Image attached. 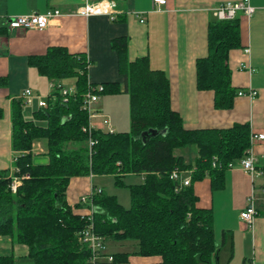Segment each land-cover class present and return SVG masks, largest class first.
Instances as JSON below:
<instances>
[{
    "label": "trees",
    "instance_id": "16d2710c",
    "mask_svg": "<svg viewBox=\"0 0 264 264\" xmlns=\"http://www.w3.org/2000/svg\"><path fill=\"white\" fill-rule=\"evenodd\" d=\"M113 1L117 6L125 0ZM111 48L122 85L89 83L85 54H71L62 46L28 56L29 67L50 81L53 89L47 106L34 110L29 120L23 116V101L11 102L15 155L12 172L0 171V236L26 247L33 264H88L90 251L78 233L90 221L77 212L80 204H68L66 191L72 178L111 176L115 187L128 191L129 207L103 190L94 193L90 197L93 230L106 243H136L133 253H113V264H126L132 256L158 258L149 264H211L222 248L231 255V232H223L218 247L212 211L198 206L193 185L208 177L212 189L220 187L228 163L242 159L249 148V125L186 129L171 106L164 72L151 69L147 57L129 61L126 37L114 38ZM240 48V18L208 24L207 54L195 62L196 88L213 94L217 110L231 109L238 96L227 59L231 50ZM69 81L74 91L63 96L60 90ZM5 85L6 79L0 77V87ZM98 85L103 88L99 96L128 95V132L83 131L88 127L83 96L96 93ZM2 114L0 109V118ZM40 121L45 125L36 124ZM40 140L46 143L44 164L35 163L30 153ZM177 149H194L196 155L186 162L174 154ZM173 169L193 170L190 185L176 191V183L169 179ZM129 175H144L143 182L125 183ZM15 178L20 184L13 191ZM0 264H14L13 255L0 256Z\"/></svg>",
    "mask_w": 264,
    "mask_h": 264
},
{
    "label": "crops",
    "instance_id": "0c3cea01",
    "mask_svg": "<svg viewBox=\"0 0 264 264\" xmlns=\"http://www.w3.org/2000/svg\"><path fill=\"white\" fill-rule=\"evenodd\" d=\"M103 1L0 0L1 28L7 19L34 11L44 14L58 9L61 12V16L54 18L44 30H0V77L6 79V85L0 87V109L3 112L0 118V171L11 173L13 169L12 100L17 99L25 89L43 97L52 91V83L29 67L28 56L43 54L49 47L62 46L71 54H85L90 62L87 68L89 83L122 85L117 55L111 48L112 40L118 37L127 38L129 61L147 57L151 69L164 72L169 80L171 106L179 113L186 129H224L246 123L250 134L264 135V0H249L255 11L249 19L239 17L242 48L231 50L227 59L232 86L244 92L253 90L256 95L254 98L237 96L229 110L215 109L213 94L197 90L195 62L207 54V26L216 20L213 10L223 3L237 0H166V5L159 9H156L153 0H125L120 5L117 3L113 15L81 16L77 13L87 4ZM246 49L248 53H245ZM242 64L249 66L251 71L241 69ZM119 94L99 98L95 106L96 116L91 120L93 130L123 132L122 123L105 117L106 107L116 106L117 101L126 103V100L129 104L128 95ZM32 106L37 109L36 102ZM252 152L259 168L264 171V141H256ZM30 153L35 163H46L45 141H36ZM96 178L100 177L70 180L66 200L71 207L81 196L88 195L91 189H98L99 186L94 183ZM127 178L139 179L142 183L144 175H129L124 180ZM193 189L198 197V206L212 211L214 238L218 247L223 232L232 234V254L222 248L215 252L210 263L264 264V176L251 179L239 169L226 170L218 189L211 188L208 177L196 182ZM251 196L256 215L252 229L248 230L240 221L239 214L247 207ZM83 211L77 210L78 213ZM21 246L13 244L8 237L0 236V256L13 255L15 259L14 251ZM22 249L17 257H26L27 248ZM107 251L116 253L110 252L108 247ZM157 261L158 258L132 256L126 264Z\"/></svg>",
    "mask_w": 264,
    "mask_h": 264
},
{
    "label": "built area",
    "instance_id": "2783aa9c",
    "mask_svg": "<svg viewBox=\"0 0 264 264\" xmlns=\"http://www.w3.org/2000/svg\"><path fill=\"white\" fill-rule=\"evenodd\" d=\"M106 3L102 6H99L100 3L96 4H87L78 9L77 13L81 16H89L94 14H115V2L113 0H107ZM153 4L156 6V9L166 5V0H153ZM254 8L249 4V0H237L223 3L216 7L212 14L216 20H234L239 17H244L249 19L253 13ZM61 16V12L58 9H51L45 12L44 14H40L38 12H31L25 15H20L16 17H12L7 19L5 23H3V27L9 31H27V30H44L48 28L49 24L52 22L54 18ZM1 28V27H0ZM249 50L246 49L245 53H248ZM241 69L251 71L249 66L240 65ZM51 89H53V85H51ZM102 86H96V93L87 92L83 96V105L82 109L86 111L88 114V127L87 129H83V131H91L93 127L91 125V120L96 116V104L99 101V92H102ZM74 91L73 86L68 88H64L60 90V93L63 96L67 94H72ZM52 92V91H51ZM256 92L253 90H249L248 92L239 91L238 96H248L250 98H254ZM47 97L39 96L33 93L30 89H25L20 96L18 97L24 103V105L32 106L34 102H36L37 108H45L47 106L46 100ZM109 133H113L109 131ZM256 141H264V135H253L250 134L249 137V148L246 150L245 155L242 159L236 162L228 163L227 170L239 169L243 173L253 178L263 177L264 171L259 168L258 160L256 156L252 152V146ZM93 143L90 140L89 146ZM214 166V165H213ZM193 170H178L173 169L169 175V179L176 183V191L181 188L187 187L191 182V174ZM92 177V176H90ZM15 180V183L12 186V190L15 191L16 186L20 183ZM94 193H101V189L93 188L90 193L85 196H81L77 203L81 205L84 211L80 214L87 216L90 224L78 233L79 241L84 244L87 249L90 251V257L88 259V264H113L114 258L113 255L108 253L107 251V243L104 238L93 230V224L91 222L92 214L94 213V208L90 202V197ZM254 198L251 196L249 198V202L247 207L240 212L239 219L244 224L245 228L252 229L254 218L256 215V211L253 204Z\"/></svg>",
    "mask_w": 264,
    "mask_h": 264
},
{
    "label": "rangeland",
    "instance_id": "374dc122",
    "mask_svg": "<svg viewBox=\"0 0 264 264\" xmlns=\"http://www.w3.org/2000/svg\"><path fill=\"white\" fill-rule=\"evenodd\" d=\"M107 1V0H105ZM72 86V81L66 82L65 87L68 88ZM120 95V94H117ZM101 97V96H100ZM124 101H117L116 106L112 107H106L105 109V117H107L109 120L110 118H113V120H118L119 123H122V128L124 130H121L123 132H128L130 130V120H129V104L125 100L126 103H123ZM34 106H27L25 105L23 108V113L25 119H32V112L34 111ZM115 111V112H114ZM116 115V116H115ZM36 124L44 126L45 123L40 121L36 122ZM117 132H120L117 130ZM174 154L177 156H182L186 162L192 161L193 158L195 157L196 153L194 149H177L174 151ZM16 178L13 180V184L15 183ZM125 183H140L139 179L135 178H127L124 180ZM19 182V181H17ZM94 183L98 185V189L103 188L104 193H107L108 195H115L118 199V202L125 208L129 207V194L128 191L124 188H118L115 187L114 185V180L111 176H106V177H100L96 178L94 180ZM101 187V188H100ZM107 247L110 252H127V253H133L136 250V243L134 241H124V242H117V241H108L107 242ZM21 249H15L14 254L16 255L14 259V264H33V261L27 257H17L22 248L24 247H19ZM0 253H2V250H0Z\"/></svg>",
    "mask_w": 264,
    "mask_h": 264
},
{
    "label": "bare ground",
    "instance_id": "6f19581e",
    "mask_svg": "<svg viewBox=\"0 0 264 264\" xmlns=\"http://www.w3.org/2000/svg\"><path fill=\"white\" fill-rule=\"evenodd\" d=\"M102 4H100L99 6H102L103 4H105L106 2L105 1H103V2H101Z\"/></svg>",
    "mask_w": 264,
    "mask_h": 264
}]
</instances>
